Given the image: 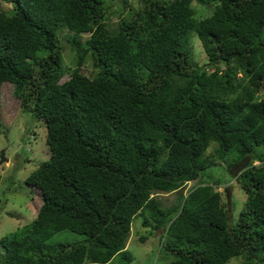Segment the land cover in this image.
Segmentation results:
<instances>
[{"label":"trees","instance_id":"obj_1","mask_svg":"<svg viewBox=\"0 0 264 264\" xmlns=\"http://www.w3.org/2000/svg\"><path fill=\"white\" fill-rule=\"evenodd\" d=\"M2 1L0 87L43 122L48 158L24 178L41 202L0 237V264H130L136 215L159 230L163 264H264V0H139L115 31L104 0ZM192 2L211 13L195 17ZM243 158L234 177L245 199L231 222L207 170ZM190 180L168 207L150 196ZM61 230L84 238L52 241Z\"/></svg>","mask_w":264,"mask_h":264},{"label":"rangeland","instance_id":"obj_2","mask_svg":"<svg viewBox=\"0 0 264 264\" xmlns=\"http://www.w3.org/2000/svg\"><path fill=\"white\" fill-rule=\"evenodd\" d=\"M104 1L110 5L106 14L108 18L104 21L108 25V29L113 31L116 30L115 21L123 16L124 11L130 5L133 7L139 5V0ZM200 6L195 2L191 3L195 17H205L211 13L213 5L208 4L205 6L208 8ZM0 8L10 10L11 4L0 0ZM70 35V32L66 29L56 32V37L62 48V61L65 64L72 65L75 58L69 50L68 39ZM87 36V34H81V41ZM189 44L194 62L198 65L206 62V55L198 38L193 33L189 38ZM86 63L81 66L80 70L87 73L89 65ZM220 68H223V66L220 65ZM240 84L245 86V80H241ZM20 106L19 99L12 95V85L3 82L0 87V151H3L2 156L4 158L0 161V237L27 224L35 216L41 202L40 193L37 188L26 186L24 178L41 161L48 158V150L44 141L45 127L43 122L36 120L29 111L23 110V107ZM213 147L214 142L210 143L206 150L207 155H210ZM258 150L264 154V146L259 147ZM245 162L246 158H243L235 165L228 166L226 170L221 168L225 167L223 162L216 163L218 167L207 170L217 176L219 181L221 180L219 184H212V187L219 192L221 202L227 208L229 205L231 222L235 220L245 199V195L234 177ZM195 183L194 180H191L185 182L178 190L157 192L151 196L156 199L160 206L168 207L174 202L177 195L184 193ZM141 219V215L132 218L130 233L125 244L127 251L132 256L130 264L166 263V255L162 254V247L159 248V230L151 232V227L144 226ZM141 235H146V239L142 242L139 240ZM83 238V235L68 230H61L52 235V241L75 242ZM225 264L243 263L241 258H231Z\"/></svg>","mask_w":264,"mask_h":264},{"label":"clouds","instance_id":"obj_3","mask_svg":"<svg viewBox=\"0 0 264 264\" xmlns=\"http://www.w3.org/2000/svg\"><path fill=\"white\" fill-rule=\"evenodd\" d=\"M4 2H5V1H4ZM5 3H7V2H5ZM1 9H2V8H1ZM5 159H6V158H5ZM252 163L255 164V163H257V161H253ZM190 181H191V180H190ZM186 182H188V181H186ZM185 192H186V191H185ZM185 192H184V193H185ZM39 193H40V192H39ZM184 193H183V194H184ZM151 195H152V194H151ZM151 195H150V196H151ZM40 198H41V195H40ZM36 212H37V211H36Z\"/></svg>","mask_w":264,"mask_h":264},{"label":"water","instance_id":"obj_4","mask_svg":"<svg viewBox=\"0 0 264 264\" xmlns=\"http://www.w3.org/2000/svg\"><path fill=\"white\" fill-rule=\"evenodd\" d=\"M2 153H3V151L1 150L0 151V161L4 159L3 156H2Z\"/></svg>","mask_w":264,"mask_h":264},{"label":"crops","instance_id":"obj_5","mask_svg":"<svg viewBox=\"0 0 264 264\" xmlns=\"http://www.w3.org/2000/svg\"><path fill=\"white\" fill-rule=\"evenodd\" d=\"M39 207V206H38ZM38 209V208H37ZM37 211V210H36Z\"/></svg>","mask_w":264,"mask_h":264}]
</instances>
